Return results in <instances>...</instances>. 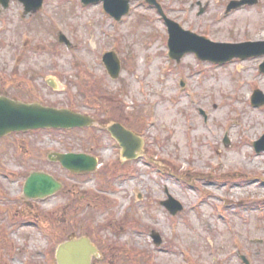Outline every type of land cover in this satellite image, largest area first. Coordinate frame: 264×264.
Returning a JSON list of instances; mask_svg holds the SVG:
<instances>
[{
  "label": "rangeland",
  "instance_id": "obj_1",
  "mask_svg": "<svg viewBox=\"0 0 264 264\" xmlns=\"http://www.w3.org/2000/svg\"><path fill=\"white\" fill-rule=\"evenodd\" d=\"M128 1L120 23L102 3L81 0H45L34 16L10 0L0 13V96L97 123L0 141V264H55L51 250L73 231L103 250L97 264H245L242 257L264 264V154L253 149L264 134V106L250 102L255 90L264 93L263 58L240 68L194 54L171 61L158 11L146 0ZM157 1L182 28L214 42L264 41V0L227 14L234 0ZM60 33L72 48L59 43ZM115 47L116 80L102 60ZM114 123L143 135L137 161L122 159L117 143L98 131ZM54 152L86 153L100 167L74 175L48 159ZM38 171L63 189L38 201L30 222L22 190ZM168 195L184 206L179 218L161 205ZM18 222L26 225L17 229Z\"/></svg>",
  "mask_w": 264,
  "mask_h": 264
},
{
  "label": "water",
  "instance_id": "obj_2",
  "mask_svg": "<svg viewBox=\"0 0 264 264\" xmlns=\"http://www.w3.org/2000/svg\"><path fill=\"white\" fill-rule=\"evenodd\" d=\"M26 6V14L40 10L44 0H22ZM99 0H85L86 3L98 2ZM106 10L117 19L128 11V7L122 11H118L117 7H121L120 0H105ZM256 0L250 1L254 3ZM243 3H232L229 9L237 8ZM5 8L8 7L9 0H0ZM122 9V8H121ZM170 28V48L171 55L174 59L180 61L185 53L195 52L200 59L210 60L213 62H227L233 58H249L264 54V43H248L243 45H220L213 44L204 38L184 32L180 27L168 21ZM61 42L64 37L61 36ZM113 55H109L107 60V68L114 79H118L120 66L117 59ZM115 67V68H114ZM264 72V65L262 66ZM253 103L256 106L264 105V95L257 92L254 96ZM93 120L81 114H76L69 110H58L54 108L44 107L40 104H26L20 101H14L6 97H0V139L13 132L29 131L44 128L54 129H74L90 127ZM113 137L120 143L123 149V157L128 160L137 158L143 147L142 141L132 132L128 131L120 124H114L108 127ZM258 152L264 151V137L256 143ZM57 161L75 173L90 172L96 168L97 161L86 155L67 154L57 155ZM61 184L53 177L44 173L32 174L24 188L26 197L28 198H45L54 195L61 189ZM165 205L168 209L176 214L182 210V207L170 200ZM153 238L157 245L161 244V239L157 233L153 234ZM97 250L91 245L87 238L79 240H71L59 246L57 250L58 264H91L92 256L96 255Z\"/></svg>",
  "mask_w": 264,
  "mask_h": 264
},
{
  "label": "flooded vegetation",
  "instance_id": "obj_3",
  "mask_svg": "<svg viewBox=\"0 0 264 264\" xmlns=\"http://www.w3.org/2000/svg\"><path fill=\"white\" fill-rule=\"evenodd\" d=\"M255 60H257V59H255ZM252 61H254V59H250V60H245V61H240V60H234V62L233 63H239L240 64V62H242L241 64H245V63H250V62H252ZM239 68V67H238ZM24 202H25V204L27 205V207L29 206L32 210L30 211V212H28L27 214H28V216L30 217V221H33L32 220V218L34 217L32 214H33V210H34V208L36 209V207L35 206H37V203H38V201L37 200H28V199H24ZM26 214V215H27ZM23 216H25V215H23ZM73 236V235H72ZM71 236H70V234H69V238H70ZM97 242V241H96ZM92 243L94 244V246H96V248L99 250V253H100V255L98 256V258H95L94 259V261H93V264H97V262H98V260H99V258L100 259H103L104 258V252H103V250H101V249H99L100 247H99V245H97V243H94V241H92ZM165 244L163 243V245L162 246H164ZM56 252V247L53 249V250H51V253L53 254V253H55ZM96 262V263H95Z\"/></svg>",
  "mask_w": 264,
  "mask_h": 264
}]
</instances>
